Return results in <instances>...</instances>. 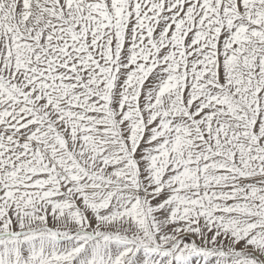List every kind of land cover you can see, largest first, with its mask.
Segmentation results:
<instances>
[{"label":"rangeland","instance_id":"374dc122","mask_svg":"<svg viewBox=\"0 0 264 264\" xmlns=\"http://www.w3.org/2000/svg\"><path fill=\"white\" fill-rule=\"evenodd\" d=\"M0 264H264V0H0Z\"/></svg>","mask_w":264,"mask_h":264}]
</instances>
